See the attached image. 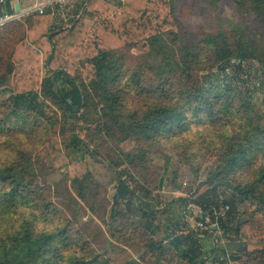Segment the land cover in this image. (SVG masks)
<instances>
[{
  "label": "trees",
  "instance_id": "obj_1",
  "mask_svg": "<svg viewBox=\"0 0 264 264\" xmlns=\"http://www.w3.org/2000/svg\"><path fill=\"white\" fill-rule=\"evenodd\" d=\"M98 1L85 0L73 23L58 29L53 28L50 9L30 11L0 25V132H32L42 126L36 112L42 118L44 112L25 100L27 92L39 90V99L63 113L59 158L71 166L73 189L104 223L110 238L137 248L138 254L122 264H208L209 260L227 264L218 253L239 264H264L262 112L229 78L228 83H212L209 88L203 81V71L214 67L227 77L228 70L234 72L237 80V71L249 78L251 61H258L264 70V0H233L243 23L191 44L174 29L175 19L165 5L151 9L147 0L119 1L112 20L128 32L118 39L139 52L99 50L89 60V77L82 78L74 73L81 50L71 51L79 44L91 52L96 48L86 19ZM4 4L0 17L14 12L12 0ZM110 22L104 26L113 30ZM35 47L44 52L46 75L38 83L31 66L27 82L31 88L19 90ZM126 62L137 68L130 78L119 72ZM18 68L23 72L20 77L14 74ZM124 78L139 96L153 97L152 102L146 103L147 99L137 109L123 112L125 88L116 85ZM49 119L57 126V116ZM86 130L92 131V138H86ZM211 147L219 150L216 169L189 190L190 198L175 199L185 207L189 202L198 204L209 214L212 206L229 205L225 216L212 218L230 242L219 248L215 239L205 238L212 242L206 251L202 237L207 236L201 228L195 230L187 220L189 232L181 234L182 227H176L183 216L169 213L167 222L159 223L157 214L164 206L159 194L164 158L177 154L199 176L208 154H214ZM83 148L82 161L78 154ZM11 153L0 156V264H115L108 251L93 247L81 226L54 201L53 184L41 179L32 161L22 152ZM173 170L176 178L177 169ZM113 183L115 194L110 197L107 189ZM135 203L141 210L139 220L131 215ZM251 206L255 209L250 211ZM24 210L31 216L13 219L15 212Z\"/></svg>",
  "mask_w": 264,
  "mask_h": 264
},
{
  "label": "rangeland",
  "instance_id": "obj_2",
  "mask_svg": "<svg viewBox=\"0 0 264 264\" xmlns=\"http://www.w3.org/2000/svg\"><path fill=\"white\" fill-rule=\"evenodd\" d=\"M119 1L125 3V0H99L94 9L90 11V17L86 19V24L90 26L89 30L92 34V40L96 44V48L91 52L89 51V47L87 45L79 44L77 46L78 48L72 49L71 51L72 54H75L78 52L77 49L81 50L76 59L77 69L74 73L83 75L82 78L89 77V69L87 68L91 65L89 60L92 55L94 56L99 50L112 48V50L118 53L129 52L130 54H136L139 52V50L133 45L132 47L128 44L125 45L122 43L120 39L127 34L128 29L126 26H117L115 21L112 20L115 14V8H119ZM57 2L59 4V8L54 9V19H52L54 29L72 24L81 11L80 8L75 15H70L74 13H70V11L66 8L72 0H58ZM147 2L153 5L151 9L165 5L168 10H171L170 12L175 19L174 29L180 33V36L183 38L185 43L190 44L203 39L209 34L220 31H229L234 25L241 24L244 20L243 15L240 13L233 0H217L213 2H209L208 0H147ZM32 10L33 9L29 10V12ZM107 21H111L110 23L114 25L113 30H108L104 26V23ZM29 58L30 60H28L31 65H28V68L24 70V75H22L24 86H22L19 90H29L31 88V84L28 85L27 83L32 70L31 66H35L38 83H40L42 78L46 75V59L44 52L35 47ZM122 64H124L125 69L120 68L119 72L123 71V75L130 78V72L137 68L130 62ZM207 70L203 71V81L207 88H209L208 86L212 83L226 84L230 79V81L237 85L240 90H244V92L251 96V99L262 112L264 119V70L258 61H251L250 66L247 67L246 71L249 74L248 79L246 75L240 73L241 71H237L238 76L240 75V78L237 80L236 78L233 79L232 75L234 72L232 71L228 70L229 77H227L225 73H223L221 69H217V67ZM21 73H23L21 68H18V71L14 74L17 77H20ZM126 80L127 79L125 78L119 80L116 85V88H125L122 92V97L126 100V105L123 106V112H127L131 109H137L140 104L147 99L146 103L149 104L152 102H150L149 99L153 97L147 95V98H145L146 94L139 96L136 87L134 85L130 87ZM246 80L247 82H245ZM39 87L37 88L39 89ZM33 88L36 89V86ZM40 96L41 92L39 90H34V92H27L24 94V98L28 103H32L38 108V110L41 109L44 112L43 118L40 116L39 111L36 112L40 121L44 123L36 131L32 132H30L29 129L24 130V132L21 133L20 131L16 132V130L0 132V156L2 153L9 152H12L11 154L14 155H17V152L24 153L25 156L32 161L34 167L40 173L41 179L44 182H50L53 184L51 194L54 201L58 203L79 226H81L83 232H85V234H87L92 240L93 247L99 251L109 250L113 253L117 260L114 261L115 264L116 262L119 264L124 261L123 259L125 258L126 253L131 254L130 252H132L133 255L138 254L137 248H130L131 251L124 252L121 248H119V245L112 243L109 237V232L104 223L94 216L89 206H87L84 200H81L76 191L73 189V186L71 185V166L60 160L58 152V148L63 149L62 142L64 137L60 134L63 123V113L59 111L51 102L39 99ZM50 116H57V126L52 125L51 119H49ZM82 126L86 125L82 124ZM86 134H88L86 136L87 139L92 138V131L89 132L86 130ZM82 150H80L78 158L83 161L85 158L86 148H83ZM210 152H214V154H208L203 162L199 176L194 175L190 167L182 160L178 159L177 154L176 156L167 155L164 158L166 171L164 172L165 179L163 182H166V185L165 190L163 191V197L165 200H163L164 206L161 207V210L157 214L159 223H166L169 213H175L177 216L179 214V216H183L184 218H181L180 225L176 227L177 230L182 227L179 230L181 234H184V230H188V228L185 229V221L187 220L191 224L192 228L195 230L199 229L197 223L200 220V213L204 211H198L199 208L196 207L195 211L191 210L189 207L192 206L193 202H189L186 207L181 204L180 200H176L174 202L171 201L169 204L168 202L179 198V196L185 197L188 195L190 198L191 195L189 190H194L202 179H206L211 175L217 167V154L215 152H219V150L215 147H211ZM30 157L32 159H30ZM259 157L263 158L264 152H262ZM173 169H177L178 176L176 178H173ZM115 184L116 183H113L107 189L108 196L110 197L115 194ZM238 206L240 212L244 211L243 204L240 203ZM184 207L186 208V213L188 214L186 216L183 215L185 209ZM217 208H219V206H217ZM132 209V217L139 220L141 210L136 203L133 205ZM254 209L255 206L250 207V211ZM211 210L212 209H209V212L212 213ZM29 213L30 212L28 210H24L19 214L15 212L13 214V219L18 216H31ZM210 214L208 217L210 222L207 223L206 227L201 230L207 238L215 239L219 248L223 246L225 248L227 244H229L230 240L227 234H224L222 229L218 228L217 223L214 221L215 219H213L214 217L212 218ZM175 220L176 219H173L172 221ZM211 226H213L214 230ZM202 238V242L204 243L203 248L208 251L211 248L212 242H208L205 239L206 237ZM208 240L210 241V239ZM217 256L220 259L224 258V261H227V264H239L238 261L232 260L228 257V255H225V257L222 253H218ZM208 264L220 263L219 261H215L213 263L209 260Z\"/></svg>",
  "mask_w": 264,
  "mask_h": 264
},
{
  "label": "crops",
  "instance_id": "obj_3",
  "mask_svg": "<svg viewBox=\"0 0 264 264\" xmlns=\"http://www.w3.org/2000/svg\"><path fill=\"white\" fill-rule=\"evenodd\" d=\"M58 0H12V5L14 6V12H17V10H16V5L17 4H19V6H20V10L19 11H21V13H28L29 12V10H31V9H33L32 11H36V12H39L38 10H35V7L37 6V5H44V11H46L47 9H50L51 10V14L52 15H54L55 14V12H54V9H56V8H59V4H58V2H57ZM84 3H85V0H72V2L67 6V8L66 9H68L69 11H70V13H74V14H70V15H75V13H77V11L81 8V11L85 8V5H84ZM60 5H62V4H60ZM0 7H1V9L3 10V11H5L6 10V4H0ZM40 13V12H39ZM54 17V16H53ZM54 19V18H53ZM26 48H28L29 47V44H27L26 46H25ZM32 57H33V55H32ZM31 57V58H32ZM29 60H30V58H29ZM28 60V61H29ZM18 71V69H16L15 70V73ZM21 71H22V68H21ZM165 185H166V182H163V184H162V186H161V188L159 189V194L161 195V197H162V199L163 200H165L164 199V197H163V191L165 190ZM177 199V198H176ZM171 201L172 202H174V201H176V200H170L169 202L168 201H166V202H168V204L169 203H171ZM195 207L196 208H199V210L198 211H201L202 209H201V207L198 205V204H195V203H192V206L191 207H189V208H191V210H194L195 211ZM132 208H133V206H132ZM133 210V209H132ZM132 213V212H131ZM204 212H202V214H203ZM206 213V212H205ZM133 214V213H132ZM188 215V214H187ZM209 217V213H206V219ZM198 224V223H197ZM187 229V228H186ZM184 232V234H186V233H188L189 232V230H184L183 231ZM109 237H110V235H109ZM207 238V237H206ZM110 240L112 241V243H115L116 245H119V248H121L122 249V251H124V252H126V251H131L130 250V248L129 247H126V246H123V245H121V244H118L117 242H115L114 240H112L111 238H110ZM106 251H108V253H111L110 255H111V257L113 258V260L114 261H117L116 260V257H114V255H113V253L112 252H110L109 250H106ZM131 254H128V253H126V256H125V258L123 259L124 261H122L121 263H119V264H122V263H124L125 261H127L128 259H130L131 257H133L134 255H133V253L132 252H130ZM116 264H117V262H116Z\"/></svg>",
  "mask_w": 264,
  "mask_h": 264
},
{
  "label": "built area",
  "instance_id": "obj_4",
  "mask_svg": "<svg viewBox=\"0 0 264 264\" xmlns=\"http://www.w3.org/2000/svg\"><path fill=\"white\" fill-rule=\"evenodd\" d=\"M5 3V0H0V4ZM35 10H38L40 13L44 12V5H37L35 7ZM23 13H21V11H17V12H13V13H9L6 12L4 15H2L0 17V25L3 24L4 22L14 19V18H18L22 15ZM229 208V205H224L220 208H217L216 206H213L211 209L212 213L210 214L211 217L214 216L215 219L217 220L219 217L225 216L227 209ZM202 213V212H201ZM210 222V219H200L198 221V226L201 229H204L207 225V223ZM213 223V222H212ZM211 223V224H212Z\"/></svg>",
  "mask_w": 264,
  "mask_h": 264
},
{
  "label": "water",
  "instance_id": "obj_5",
  "mask_svg": "<svg viewBox=\"0 0 264 264\" xmlns=\"http://www.w3.org/2000/svg\"><path fill=\"white\" fill-rule=\"evenodd\" d=\"M15 7H16V10H17V11L20 10V6H19V4H17ZM202 219H206V213H205V212L202 214ZM214 227H216V226H214Z\"/></svg>",
  "mask_w": 264,
  "mask_h": 264
}]
</instances>
